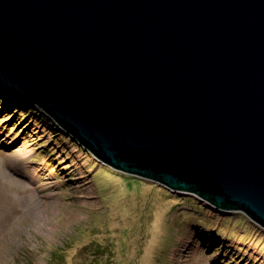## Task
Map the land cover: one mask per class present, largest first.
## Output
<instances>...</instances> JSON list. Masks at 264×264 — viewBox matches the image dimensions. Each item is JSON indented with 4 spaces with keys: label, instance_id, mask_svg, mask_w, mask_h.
<instances>
[{
    "label": "water",
    "instance_id": "water-1",
    "mask_svg": "<svg viewBox=\"0 0 264 264\" xmlns=\"http://www.w3.org/2000/svg\"><path fill=\"white\" fill-rule=\"evenodd\" d=\"M0 93L264 227V0H0Z\"/></svg>",
    "mask_w": 264,
    "mask_h": 264
},
{
    "label": "rangeland",
    "instance_id": "rangeland-1",
    "mask_svg": "<svg viewBox=\"0 0 264 264\" xmlns=\"http://www.w3.org/2000/svg\"><path fill=\"white\" fill-rule=\"evenodd\" d=\"M39 112L0 105V264H264L244 212L134 179Z\"/></svg>",
    "mask_w": 264,
    "mask_h": 264
},
{
    "label": "trees",
    "instance_id": "trees-1",
    "mask_svg": "<svg viewBox=\"0 0 264 264\" xmlns=\"http://www.w3.org/2000/svg\"><path fill=\"white\" fill-rule=\"evenodd\" d=\"M0 103H1L0 105L2 107H6V105L9 104V103L14 104V105H20L21 104L22 106H26L23 103H17L15 101H13L10 97L4 95V93H0ZM39 113H41V112H39ZM138 178H140V177L134 176V179H138Z\"/></svg>",
    "mask_w": 264,
    "mask_h": 264
}]
</instances>
